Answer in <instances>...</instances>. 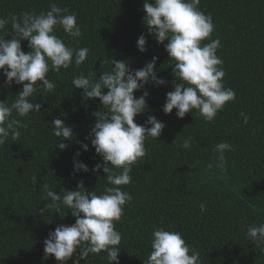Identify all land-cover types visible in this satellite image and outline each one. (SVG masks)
<instances>
[{
	"label": "trees",
	"instance_id": "trees-1",
	"mask_svg": "<svg viewBox=\"0 0 264 264\" xmlns=\"http://www.w3.org/2000/svg\"><path fill=\"white\" fill-rule=\"evenodd\" d=\"M52 3L75 13L83 32L78 41L62 28L56 34L67 46L87 47L90 52L79 67L73 62L67 70L49 73L55 90L40 89L30 98L41 104V112L17 116L27 128H21L19 140L9 138L0 147V264H61L54 256H45L44 241L58 226L75 224L76 218L66 207L61 209L65 217L55 209L44 210L51 203L41 191L44 183L57 194L78 190L81 181L98 195L113 187L104 180L107 174L102 168L92 171L104 164L90 136L94 113L103 107L98 98L85 100L83 89L73 86V77L92 72L99 77L112 68L111 63L102 64L108 58L137 70L153 57H158V77L167 83H149L134 93L137 98L149 93L148 110L135 122L145 125L149 116H155L166 126L158 139L145 141L146 156L133 165L131 183L120 186L134 198L116 223L122 234L120 264H144L152 251V232L158 228L180 232L200 253L201 264H264V249L247 237V226L264 223V0H200V10L211 15L215 25L203 43L221 41L217 55L226 73L223 83L236 93L212 122L196 110L183 118L177 117L176 109L171 114L163 111L167 93L181 81L173 75L175 61L164 46L168 41L159 43L144 24V0H0V17L47 12ZM6 30L10 32L6 39H12L10 24ZM141 35L147 39L145 52L138 50ZM28 44L21 42L26 53L32 51ZM6 80L0 70V101L11 103L23 85L10 86ZM241 113L249 117L247 124ZM57 118L74 132L71 141H61L68 144L64 150L56 147L61 138L52 134L51 123ZM186 139L191 148L181 147ZM220 142L234 149L225 152L226 170L208 167L215 165L213 149ZM75 161L86 164L89 171L77 172ZM201 203L206 204L205 212ZM75 259L77 255L66 264ZM80 264H108L107 254H89Z\"/></svg>",
	"mask_w": 264,
	"mask_h": 264
},
{
	"label": "clouds",
	"instance_id": "clouds-1",
	"mask_svg": "<svg viewBox=\"0 0 264 264\" xmlns=\"http://www.w3.org/2000/svg\"><path fill=\"white\" fill-rule=\"evenodd\" d=\"M199 4L200 0H144V24L159 43L168 41L164 46L170 59L175 61L173 75L181 81L174 86V91L167 93L163 111L171 114L176 109L177 117L183 118L196 110L207 122H212L228 102L236 99V93L223 83L226 73L223 60L217 55L221 41L217 38L203 43L211 37L215 25L212 16L200 10ZM9 24L14 32L10 40L6 39L10 34L6 30ZM57 28H62L73 41L83 35L75 13L69 14L68 8L55 3L47 12L26 11L20 16L0 17V33H5L0 35V70L8 85H23L13 102L0 101V147L9 138L19 140L21 128H27L17 116L25 118L32 112H41V104L30 98L40 89L48 93L55 90L56 84L48 78L49 73H59L62 68L67 70L73 62L79 67L89 56L87 47L74 49L67 46L56 34ZM24 40L29 41L28 47L32 51L22 50ZM146 44V37L141 35L137 41L138 50L145 52ZM157 60L158 57H153L142 69L132 70L125 61L108 58L102 64L111 63L112 68L103 70L99 77L96 72L73 77V86L83 89L85 100L98 98L103 107L102 111L94 113L96 123L90 136L93 137L92 146L104 164H97L92 171L99 173L102 168L107 174L104 180L113 187L98 195L85 188L81 181L78 190H61L57 194L48 183L42 185L44 198L51 201L45 204L44 210L55 209L65 217L61 209L66 207L76 218L75 224L60 225L49 233L44 241L46 257L54 256L61 264H66L77 255L73 264H80V260H86L89 254L105 252L108 264H120L122 234L116 230V223L124 215L125 206L134 199L120 186L131 183L133 165L146 156L145 141L158 139L166 126L155 116H149L145 125L135 122L138 115L148 110L149 93L144 91L139 98L134 93L149 83L156 86L167 83L157 75ZM241 115L247 124L249 117L244 113ZM51 124L52 134L61 138L56 147L66 149L68 144L61 141L72 140L73 128L59 118ZM191 146L190 139L181 145L185 149ZM82 147L84 151L88 150V144L84 143ZM233 150L227 142L218 143L213 149L215 165L209 163L208 167L226 170L225 152ZM74 168L77 172L89 171L88 166L79 161L74 162ZM32 179L35 184L36 177ZM200 210L205 212L206 204L201 203ZM247 237L256 247L264 249V223L247 226ZM151 248L144 264H201L200 253L180 232L163 228L153 230Z\"/></svg>",
	"mask_w": 264,
	"mask_h": 264
}]
</instances>
